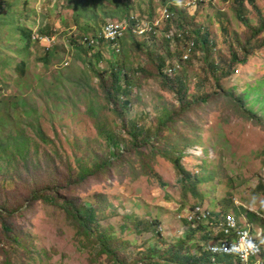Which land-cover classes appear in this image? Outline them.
Listing matches in <instances>:
<instances>
[{
	"label": "rangeland",
	"instance_id": "rangeland-1",
	"mask_svg": "<svg viewBox=\"0 0 264 264\" xmlns=\"http://www.w3.org/2000/svg\"><path fill=\"white\" fill-rule=\"evenodd\" d=\"M130 1V13L139 20L145 16L149 21L157 19L159 10L168 3L193 15V24L187 25L191 29L200 26L210 34L213 47L208 55L205 57L196 48L186 63L170 75L165 68L164 76L157 74V56L171 66L185 51L186 41L176 42L174 57L167 56L164 31L160 30L164 21L154 34L123 38L117 55L107 45L101 46L103 60L98 63L99 68H105L107 60L117 59L131 76L134 87L125 119H135L152 132L159 127V121L171 117L162 127L160 139L152 142L157 150L182 152L183 167L204 178L199 193L205 198L187 192L180 174L161 155H155L149 163L158 180L141 169L136 154L124 152L119 160L111 159L103 172L60 190L59 195L95 207L100 225L110 227L121 240L132 242V252L144 251L159 242L151 232H137L133 221L157 220L162 240L177 241L184 231L179 217L197 204L236 216L234 209L243 208L264 220V193L257 188L264 181V46L257 47L264 33L245 44L250 33L235 17L231 1L198 0L191 7L187 3L192 0ZM255 4L256 9L246 4L251 26L258 24L259 15L264 16V0H255ZM70 5L69 0H0V100L12 95L23 100L25 107L18 110L15 118L10 110L13 120L21 121V128L31 137L35 135L28 125L38 124L58 154L69 159L75 172V158H83L91 168L93 155L107 156L106 144L97 135L94 117L88 112L90 106L98 112L100 121L121 135L118 138L125 147L129 139L120 131L116 116L104 107L88 59L69 44L70 35L79 42L78 32L71 27ZM100 25L93 30L98 32ZM20 26L35 33L48 27L54 33L45 35L51 38L49 42L34 41L29 51L18 54L22 48ZM243 47L250 51L245 61ZM46 49L53 54L42 62ZM231 52L239 62L232 61ZM22 60L25 73L19 76L14 66ZM137 67L146 72L136 73ZM221 70L230 71L224 75ZM175 79L185 84L183 102L171 88ZM240 97L241 102L237 101ZM25 111L27 115H22ZM36 145L42 151L51 149ZM64 165V161L57 162L61 175H66ZM159 181L165 186L161 187ZM23 188L20 185L21 193H25ZM24 198L26 194L17 197L19 202ZM230 200V204L226 202ZM121 225L127 229H121ZM251 225L253 231L261 226L256 222ZM261 227L259 242L264 246V225ZM98 262H92L88 251L78 244L75 228L59 207L34 201L15 213L0 215V264Z\"/></svg>",
	"mask_w": 264,
	"mask_h": 264
},
{
	"label": "trees",
	"instance_id": "trees-1",
	"mask_svg": "<svg viewBox=\"0 0 264 264\" xmlns=\"http://www.w3.org/2000/svg\"><path fill=\"white\" fill-rule=\"evenodd\" d=\"M71 5V27L75 28L76 37L81 41L84 36L98 37L101 30V25L105 19L124 20L131 17L130 11L132 3L130 0H69ZM231 1L235 17L249 31L250 37L245 40V44L249 40L258 37L264 33V16H258V24L251 26L246 17V4L256 9L255 0H224ZM109 3V6L105 4ZM167 2L164 0L162 3ZM112 7V8H111ZM171 13L169 19L165 20L161 29L164 31L163 39L167 43L165 53L167 56L174 57L175 44L180 41H192L193 49L198 48L206 57L208 52L213 47L210 40V34L205 28L197 26L191 29L189 26L193 24V15L188 14L184 8H178L174 5L165 4L163 6ZM101 24V25H100ZM100 25L99 31L93 29ZM175 29L179 32L180 37L166 38L169 30ZM157 30V29H156ZM225 29H223V32ZM31 29L20 26L18 29L19 38L22 48L17 51L18 54L29 51L31 44L38 40L33 38ZM41 35L51 36L54 32L48 27L38 29ZM135 38L130 31L119 40L125 37ZM152 36V35H150ZM137 38V37H136ZM141 38V37H139ZM69 44L75 47L76 51L86 57L90 66V72L97 79L98 87L102 92L104 99V107L113 113L119 121V129L129 139L128 147L118 137L119 133L110 130L106 123L100 121L98 112L92 106L88 108V112L94 117L97 135L102 138L106 144L107 156L99 158L93 155L94 163L91 168H87L83 158H75L77 162L76 171H73L69 159L61 157L58 151L53 147L52 141L45 135L40 126L34 123L28 126L34 131L33 137L27 135L21 128V121H15L13 118L17 116L18 110L25 107V102L17 96L12 95L0 100V215L12 214L19 211L24 204L29 205L34 201H41L49 205L59 207L65 214L69 223L75 228L78 237V244L85 248L90 254V260L94 263L98 259H102L98 264H213L212 257L218 264H235L237 259L228 254H220L213 256L207 249L208 243L214 239H223V236L218 232L214 237L215 227L222 221L223 215L229 211L222 209L214 210L204 207L210 211L208 221L193 219L188 221L180 216L184 224L182 236L177 241L169 240L164 242L161 233L158 230L159 223L154 221L135 220L134 227L144 232H151L159 239V242L148 246L144 251L132 252L129 247L132 242L121 240L117 237L110 227L100 225V217L91 205L81 204L73 198L59 195V191L66 189L68 186L84 183L88 177L103 172L108 168L111 159L119 160L122 157V152L133 153L137 155L141 169H145L151 177L159 180V176L151 169L149 163L155 155H161L166 158L180 174L183 188L195 197L205 198L199 193L200 185L205 182L204 178L199 177L195 173L187 171L182 165V152L178 151H161L157 150L154 139H160L161 129L171 119L166 116L164 120L159 121V127L155 131H148L135 119H125L123 115L131 106V93L134 83L131 76L126 71L124 64L119 63L117 59L107 60L105 68H99L98 63L103 60L101 55V46L107 45L103 40H99L94 47L82 45L76 40L75 36L70 35L68 38ZM135 44V43H134ZM248 45V44H247ZM264 46V38L257 47ZM171 48V50H170ZM245 54V61L250 51L245 47L242 48ZM112 50V49H111ZM172 51V52H171ZM113 55L116 53L112 51ZM120 52V51H119ZM53 54L52 50L46 49V53L40 61L47 62L49 56ZM117 55V54H115ZM233 62H239L238 56L231 52ZM181 58V57H180ZM180 58L178 60H180ZM158 63L156 64L157 74L164 76L162 70L166 67L165 60L161 56H157ZM174 62V61H173ZM172 62V63H173ZM186 63L182 62V64ZM212 69H216L214 64ZM15 71L19 76L25 73V62L22 60L15 64ZM136 73H145L143 67H137L134 70ZM230 70L221 73L226 75ZM165 78V77H164ZM171 88L175 91V95L179 96L183 102L186 95L185 84L175 79L171 84ZM241 102V97L237 100ZM10 110L14 112V117L10 115ZM249 116L250 114L244 109ZM22 115H27L25 111ZM40 143L43 146L51 147L50 150H43L36 145ZM34 146V148H32ZM145 149V151L143 150ZM64 161L66 175L59 173V164ZM160 186L164 187V183L159 181ZM23 186L25 193L19 191V187ZM257 188L264 193V181L257 184ZM26 194V198L19 202L17 197H22ZM22 202V203H21ZM230 204V201H226ZM200 203L201 200H200ZM214 208V205L211 204ZM228 205V204H227ZM196 207L203 208L201 204L189 206L192 211ZM240 209V210H239ZM234 209L238 216H246L249 222H256L263 226L264 220L256 216L252 212L246 211L243 208ZM183 210L180 206L179 211ZM264 217V211L262 212ZM121 229L126 230V225H121ZM252 234L255 235L254 232ZM263 245V243H262ZM135 254V256H134ZM137 255H139L137 257ZM224 255V256H223ZM260 258H264V250L260 253ZM9 264V263H7ZM239 264V263H237Z\"/></svg>",
	"mask_w": 264,
	"mask_h": 264
},
{
	"label": "built area",
	"instance_id": "built-area-1",
	"mask_svg": "<svg viewBox=\"0 0 264 264\" xmlns=\"http://www.w3.org/2000/svg\"><path fill=\"white\" fill-rule=\"evenodd\" d=\"M198 0H192L187 3V6H195ZM171 13L167 8L163 7L159 10V17L155 20L149 21L145 16L139 20L137 15L131 14L129 19L114 20L107 19L103 23L100 33L97 38L91 36H84L81 43L94 47L98 44L99 40H103L114 52L119 53L120 44L119 40L125 35L126 32L130 31L136 37H145L147 34H154L156 29L159 27L162 21L169 19ZM180 37L177 30L171 29L166 34V38ZM33 38L42 42H49L50 40L46 37L33 34ZM193 42L189 41L186 43V48L181 55L180 60L167 64L165 70L167 74H172L175 69L180 67L182 62L189 59L192 54ZM190 221L193 219L208 221L210 211L206 208L196 207L194 210H184L182 217ZM220 232L223 236L222 240L217 238L212 242L208 243L207 249L213 256H219L220 254H228L234 256L237 261L235 264H261L257 257L260 255L262 248L257 238L259 235L252 234L250 225L236 219L235 215L231 212L224 213L222 221L215 227L214 237ZM249 245H252L250 247ZM213 264H218L214 257L211 258ZM256 259L255 262H250Z\"/></svg>",
	"mask_w": 264,
	"mask_h": 264
},
{
	"label": "clouds",
	"instance_id": "clouds-1",
	"mask_svg": "<svg viewBox=\"0 0 264 264\" xmlns=\"http://www.w3.org/2000/svg\"><path fill=\"white\" fill-rule=\"evenodd\" d=\"M33 34H38L39 36H42V37H46V38H48L49 40H51V38H49V37H47V36H45V35H41V34H39L38 32H34ZM141 38H144V37H141ZM42 42H46V41H42ZM79 43L80 44H82L81 43V41L79 40ZM120 44V43H119ZM82 45H84V44H82ZM86 46V45H85ZM108 46V45H107ZM109 47V46H108ZM230 212V211H229ZM227 213V212H226ZM232 213V212H231ZM234 214V213H233ZM235 215V214H234ZM238 216V215H237ZM236 215H235V217H236V219L237 220H239V221H243L244 223H246V224H248V225H250V227H251V231L252 232H254L255 233V235L257 236V235H259L258 236V238H257V240H258V242H259V239L260 238H262V232H260V230L262 229V227L261 226H258L257 227V230L256 231H253V228H252V225H251V222H249L248 221V219H247V217L246 216H238L237 217ZM260 243V242H259ZM261 244V248L264 250V246L262 245V243H260ZM250 247H252V245H249ZM257 260H259L260 261V263L261 264H264V258H260V256H258L257 257ZM256 261V259H253V260H251L250 262L252 263V262H255Z\"/></svg>",
	"mask_w": 264,
	"mask_h": 264
},
{
	"label": "bare ground",
	"instance_id": "bare-ground-1",
	"mask_svg": "<svg viewBox=\"0 0 264 264\" xmlns=\"http://www.w3.org/2000/svg\"><path fill=\"white\" fill-rule=\"evenodd\" d=\"M224 256V255H223ZM231 256V255H230Z\"/></svg>",
	"mask_w": 264,
	"mask_h": 264
}]
</instances>
